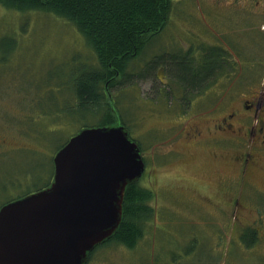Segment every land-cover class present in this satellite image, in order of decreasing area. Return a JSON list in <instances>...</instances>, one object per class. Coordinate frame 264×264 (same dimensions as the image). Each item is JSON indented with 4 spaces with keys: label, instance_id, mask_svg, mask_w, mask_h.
<instances>
[{
    "label": "rangeland",
    "instance_id": "374dc122",
    "mask_svg": "<svg viewBox=\"0 0 264 264\" xmlns=\"http://www.w3.org/2000/svg\"><path fill=\"white\" fill-rule=\"evenodd\" d=\"M220 5L218 0H170L164 29L129 64L131 77L127 82L120 80L109 89L110 106L141 150L145 171L137 184L151 192L148 206L152 213L144 223L143 237L132 250L119 245L99 248L94 264L264 261V255L260 259L255 252L241 249L233 251L235 259L231 257L236 245L232 231H238L243 221H234L226 195L218 193L214 185L215 178L231 174L233 166L213 158L218 147L209 135L206 143L199 145L188 144L185 136V118L189 123L199 119L195 115L214 106V97L215 101L220 97L222 105L231 97L223 86L216 94L186 92L184 83L175 77L188 76L182 70L185 63L180 44L195 42L207 25L225 27L220 19H212ZM204 32L208 37L207 30ZM226 40L253 63L264 54L254 39L235 42L227 36ZM3 51L12 52L0 62V206L49 182L52 156L59 145L81 126H95L107 113L104 99L94 113L89 107H75L73 78L84 67L98 68V63L83 37L66 20L0 4V53ZM36 98L37 110L33 109ZM191 131L189 127V134ZM255 179L264 189V177ZM254 204L250 210L242 209V214L245 218L259 214L264 219V195ZM245 222L258 230L259 238L251 245L264 246V221Z\"/></svg>",
    "mask_w": 264,
    "mask_h": 264
},
{
    "label": "water",
    "instance_id": "95a60500",
    "mask_svg": "<svg viewBox=\"0 0 264 264\" xmlns=\"http://www.w3.org/2000/svg\"><path fill=\"white\" fill-rule=\"evenodd\" d=\"M117 120L84 127L52 157L43 189L0 207V264H85L118 229L126 188L144 171Z\"/></svg>",
    "mask_w": 264,
    "mask_h": 264
},
{
    "label": "flooded vegetation",
    "instance_id": "af4514ba",
    "mask_svg": "<svg viewBox=\"0 0 264 264\" xmlns=\"http://www.w3.org/2000/svg\"><path fill=\"white\" fill-rule=\"evenodd\" d=\"M218 3L221 5L216 7L212 19L214 21L220 19L219 23L225 27L221 29L207 25L201 28L202 35L195 42L181 41L183 63L189 67L191 75L200 82L196 86H182V88L186 92L196 90L197 93L216 94L217 91L221 92L223 86L224 92L231 97L223 105L218 103L220 97L216 101L214 97V106L195 115L200 117L199 119L189 123L188 118H185V136L188 144L199 145L206 143L209 135L218 147V152L212 154L213 158L229 161L233 166L231 174L216 177L214 185L218 193L222 192L226 195L234 221L237 219L243 221L238 231H232L231 239L234 244L236 241V245L232 247L231 257L235 259L236 253L233 251L241 249L244 252H255L256 256L262 259L264 246L251 245L253 240L259 238L258 230L245 221L263 222L264 219L259 214L245 218L242 209L250 210L251 206L255 207L257 197L264 195V189L258 186L255 179L258 175L264 177V54L253 63L252 58L241 54L240 50L233 47L231 40H226V37H232L235 42L254 39L262 51L264 0H218ZM205 30L209 33L208 37H204ZM248 61L251 63L249 64ZM115 75L119 81H122L121 73ZM103 92L105 96H110L106 86ZM239 92L243 94L237 97ZM235 93L233 97L232 94ZM191 99L188 102H191ZM201 123L207 126L203 128ZM189 127L192 130L191 134L188 132ZM220 146L224 150H219ZM117 232L118 230L88 253L86 264L96 263L94 254L99 248L109 245L126 247L117 241ZM189 248L190 252L192 247ZM186 253L187 250L184 255ZM253 264H264V261Z\"/></svg>",
    "mask_w": 264,
    "mask_h": 264
},
{
    "label": "trees",
    "instance_id": "16d2710c",
    "mask_svg": "<svg viewBox=\"0 0 264 264\" xmlns=\"http://www.w3.org/2000/svg\"><path fill=\"white\" fill-rule=\"evenodd\" d=\"M0 4L18 11H43L71 23L93 51L98 63V68L84 67L73 78L75 90H71L75 95L76 109L89 107L90 112L94 113L104 99L107 113L95 126L111 125L117 120L122 123L103 90L105 86L110 89L119 83L116 73H121L125 82L131 77V71L127 72L129 64L141 54L149 40L164 28L170 13V0H0ZM10 52L0 53V62L5 61ZM182 70L188 76L177 74L175 77L184 86L193 87L200 83L198 78L191 75L186 64ZM36 105L35 110L39 108L37 98ZM48 185L49 182L33 191ZM33 191L29 190L21 196ZM150 199L151 192L137 183L126 188L123 218L116 233L117 241L124 246L134 248L143 237L144 223L152 213L148 206Z\"/></svg>",
    "mask_w": 264,
    "mask_h": 264
}]
</instances>
